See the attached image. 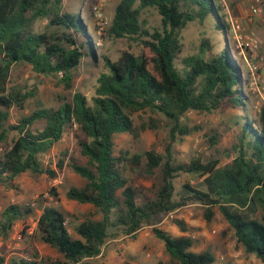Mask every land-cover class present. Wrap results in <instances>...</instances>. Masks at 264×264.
I'll return each mask as SVG.
<instances>
[{
	"label": "trees",
	"instance_id": "obj_1",
	"mask_svg": "<svg viewBox=\"0 0 264 264\" xmlns=\"http://www.w3.org/2000/svg\"><path fill=\"white\" fill-rule=\"evenodd\" d=\"M145 8L156 10L159 27H146L141 20ZM209 16L214 28L226 37L227 27L214 0H120L107 37L130 39L139 44L141 52L124 50L116 60L103 57L104 71L97 76L90 98L74 92L69 101L60 97L57 108H47L37 100L35 110L11 124L10 111H21L29 99L36 98L34 90L11 85L14 67L26 65L37 75L56 77L68 91L73 71L84 57L95 58L96 47L82 18L63 10V0H0V185L26 172L55 179L56 169L64 167L63 160L53 169L45 167L40 157L62 140L67 129L76 127L83 134L78 146L87 162H71L69 167L86 183L69 187L65 197L90 204L101 214L100 220L74 225L77 238H73L64 214L52 205L44 207L37 232L41 242L56 249L60 257L44 262L34 253L28 258H11L8 264H89L87 260L101 255L109 237L135 238L155 217L195 203L204 207L208 222L217 207L245 252L264 264V108L258 119L243 120L232 147L235 156L223 166L216 158L202 161L198 156L178 162L172 152L173 143L200 131L182 122L185 114H211L224 102L243 109L247 104L241 69L227 43L208 59L198 55L178 58L182 29ZM207 45L202 42L200 46ZM145 110L168 121L164 151L115 154V135L137 139L146 129L157 128L153 118L139 127L133 124L132 115ZM39 123L42 127L35 128ZM217 139L216 134L208 136V146H216ZM142 164L147 175L161 168L160 185L151 196L130 186L124 175L125 167ZM181 175L203 177L204 188L196 189L186 181L177 190L175 181ZM50 195L57 196L53 190ZM33 211L29 205H8L0 216V240H6L15 223ZM176 224L185 231L182 222ZM153 234L177 264L215 261L210 250L191 252L193 241L188 236L174 237L156 227ZM0 264H5L1 256Z\"/></svg>",
	"mask_w": 264,
	"mask_h": 264
},
{
	"label": "rangeland",
	"instance_id": "obj_2",
	"mask_svg": "<svg viewBox=\"0 0 264 264\" xmlns=\"http://www.w3.org/2000/svg\"><path fill=\"white\" fill-rule=\"evenodd\" d=\"M97 0H63V10L67 13L79 15L86 24L96 47L95 58L84 57L80 65L73 71V83L71 90H65L58 78L42 76L33 73L29 66L20 65L11 72V85H18L26 90H34L36 98L29 99L25 108L21 111H10L11 124H14L21 116L29 115L37 107V100L43 106L57 108L60 97L69 101L74 92H81L90 98L94 92L97 76L104 71L103 57L116 60L120 53L128 50L135 54L141 52L139 44L130 39L113 40L107 37V30L97 34L93 7ZM120 0H111L104 7V13L108 20H112L114 9ZM212 16V14H211ZM209 16L203 22L195 20L186 25L180 32L181 51L178 58L188 55H198L205 59L216 56L225 44L233 58L241 69L244 80L247 77V67L240 50L230 40L228 34L214 28V20ZM220 17V12L218 11ZM214 19V18H213ZM141 20L146 27L152 29L159 27L160 17L153 8H145L141 11ZM44 24V22L42 23ZM264 49V18H255L249 25ZM207 43L208 47H201V43ZM247 96L245 109L234 108L228 102L211 114H199L189 112L182 117V122L189 126H198L200 131L184 137L181 141L172 144L174 158L178 162H188L193 156L201 157L202 161L218 159L219 166L229 163L235 156L232 147L237 143L244 119H258L263 105L258 98L250 93ZM153 118L157 121V128L146 129L137 139L129 134L115 135L114 152L128 151L130 155L140 154L149 149L162 153L168 144V121L159 114H153L148 110L132 115L133 124L139 127L142 123H148ZM39 123L35 128H41ZM216 134L217 145L209 147L207 137ZM83 134L76 127L67 129L62 140L40 157L45 167L55 169V164L63 160L64 167L57 170V177L50 179L46 175H36L29 172L22 173L8 184L0 185V216L2 211L10 204L19 206L29 205L33 208L31 216L23 221H17L6 240H0V256L5 264L11 258H28L34 253L44 262L52 257H60L56 249L41 242L37 232V219L42 209L52 205L66 217L67 227L73 238L77 235L73 232V226L84 220H100L101 214L90 204H79L67 200L65 193L69 187H82L86 181L75 174L69 167L71 162L86 165L87 159L80 154L78 139ZM124 175L128 184L151 196L155 188L161 182V168L154 174L147 175L142 164L139 167H125ZM203 177L194 175H181L176 181V189L189 181L197 189H203ZM56 193V197L50 195V191ZM204 207L198 203L188 204L170 214L155 217L150 225H143L136 233L135 238L122 234L111 236L107 239L101 255L87 260L89 264H177L166 251L163 243L153 234V228H159L174 237L188 236L193 244L190 249L193 253L210 250L214 255L213 264H263L254 255L246 253L244 248L236 241L233 230L223 219L217 207L213 208L214 216L210 222L203 217ZM183 223L185 231L176 224Z\"/></svg>",
	"mask_w": 264,
	"mask_h": 264
},
{
	"label": "built area",
	"instance_id": "obj_3",
	"mask_svg": "<svg viewBox=\"0 0 264 264\" xmlns=\"http://www.w3.org/2000/svg\"><path fill=\"white\" fill-rule=\"evenodd\" d=\"M111 0H97L93 7L97 34L104 33L111 21L104 13V7ZM220 18L227 27L230 40L240 50L247 67L246 80L242 81L244 93L258 98L264 106V49L254 32L249 28L255 18H264V0H214ZM264 108V107H263Z\"/></svg>",
	"mask_w": 264,
	"mask_h": 264
}]
</instances>
